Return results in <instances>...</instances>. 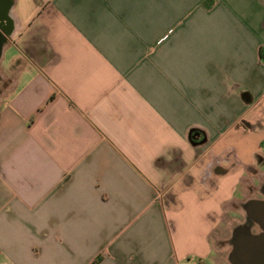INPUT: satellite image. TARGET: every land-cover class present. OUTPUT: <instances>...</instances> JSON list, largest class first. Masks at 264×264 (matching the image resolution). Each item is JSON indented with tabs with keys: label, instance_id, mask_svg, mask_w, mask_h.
Returning <instances> with one entry per match:
<instances>
[{
	"label": "crops",
	"instance_id": "obj_1",
	"mask_svg": "<svg viewBox=\"0 0 264 264\" xmlns=\"http://www.w3.org/2000/svg\"><path fill=\"white\" fill-rule=\"evenodd\" d=\"M3 1L0 264H218L264 189V0Z\"/></svg>",
	"mask_w": 264,
	"mask_h": 264
},
{
	"label": "water",
	"instance_id": "obj_2",
	"mask_svg": "<svg viewBox=\"0 0 264 264\" xmlns=\"http://www.w3.org/2000/svg\"><path fill=\"white\" fill-rule=\"evenodd\" d=\"M192 141L199 143L193 139ZM243 208L248 219L257 223L261 230L253 232L252 225H242L233 231L230 263L264 264V189L262 198L248 200L243 204Z\"/></svg>",
	"mask_w": 264,
	"mask_h": 264
},
{
	"label": "rangeland",
	"instance_id": "obj_3",
	"mask_svg": "<svg viewBox=\"0 0 264 264\" xmlns=\"http://www.w3.org/2000/svg\"><path fill=\"white\" fill-rule=\"evenodd\" d=\"M14 48H10V52H14ZM253 196L261 197L259 191H257ZM262 198V197H261ZM242 206L237 207L235 212L230 213L221 228H219L212 237V244L214 248V256L218 264H231L229 255L233 244V231L242 225H252V231L257 232L259 226L253 224L250 219H248L246 211Z\"/></svg>",
	"mask_w": 264,
	"mask_h": 264
},
{
	"label": "flooded vegetation",
	"instance_id": "obj_4",
	"mask_svg": "<svg viewBox=\"0 0 264 264\" xmlns=\"http://www.w3.org/2000/svg\"><path fill=\"white\" fill-rule=\"evenodd\" d=\"M3 3L5 4V6L10 3V0H4ZM3 5V4H2ZM1 13V12H0ZM11 26L9 23H3L0 20V56L3 54V52L5 51V48L7 46V37H8V33L11 30ZM261 197H263V194H261ZM258 225L257 223H253ZM261 229L259 227V230L257 232H259Z\"/></svg>",
	"mask_w": 264,
	"mask_h": 264
}]
</instances>
